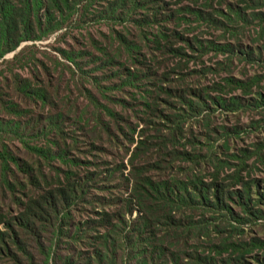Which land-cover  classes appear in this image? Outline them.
<instances>
[{
  "label": "rangeland",
  "instance_id": "1",
  "mask_svg": "<svg viewBox=\"0 0 264 264\" xmlns=\"http://www.w3.org/2000/svg\"><path fill=\"white\" fill-rule=\"evenodd\" d=\"M108 1L117 0H92L83 16L73 15L67 28L18 47L17 63L10 71L22 78L34 75L36 87L46 90L48 101L41 105L22 95L19 99L0 87L4 102L19 104L20 125L28 126L20 139L1 135L0 152L7 149L50 179L55 172L50 167L68 170L80 178L94 173L87 198L125 196V187L131 186V166L134 172H140L141 180L153 183L184 182L191 175H199L205 183L214 180L230 184L233 190L239 189V185H232L234 178L253 181L259 191L264 184V106L257 107L252 100L264 99V59L255 63L238 52L256 56L264 49V25L260 32L259 23L250 18L251 12L263 13V9H244L241 0H162L161 10L153 12L151 7L145 10L136 5L128 9L127 16H116L122 9L117 6L107 13ZM171 12L177 17L166 23L163 16ZM144 15H148V23H138ZM169 31L178 35L164 45L168 39L160 33L169 35ZM57 49L81 52L73 59L80 65L61 57ZM11 57L8 54L4 59L10 61ZM4 66L2 63L0 70L6 71L3 74L9 80V70L2 69ZM122 68L139 81L116 78ZM152 84H159L172 97L167 100L159 94L152 101ZM173 89L189 100V106L177 102L174 96L178 94L170 92ZM197 90H202L201 98L195 95ZM216 98L236 105L241 102L242 106L223 108L214 103ZM195 103L199 105L196 108ZM168 115L178 118L177 130L166 119ZM0 116L12 119L4 113ZM55 116L57 124L49 129L45 118ZM105 127L110 136L104 132ZM50 142H62L66 153L63 160H54L48 166L35 151ZM173 151L186 155H163ZM31 191L26 188L14 194L22 201L24 193ZM2 193L0 190V208L10 216L16 215V204L8 201L10 195ZM80 206L73 212L77 221L88 217L93 209L85 203ZM227 206L233 213L239 212L233 199ZM175 216L185 217L184 212ZM204 218L195 225L194 239L188 241L204 255L209 252L217 259L234 258L241 252L236 246L243 247V242H264V218L245 225L231 223L234 230L221 219ZM192 220L200 221V217ZM224 241L225 249H217L214 255L209 246L219 247ZM242 255V260L231 264H264V254L254 247Z\"/></svg>",
  "mask_w": 264,
  "mask_h": 264
},
{
  "label": "trees",
  "instance_id": "2",
  "mask_svg": "<svg viewBox=\"0 0 264 264\" xmlns=\"http://www.w3.org/2000/svg\"><path fill=\"white\" fill-rule=\"evenodd\" d=\"M91 1L0 0V68L3 63L7 66L2 69L9 70V80H6L3 74L6 71L0 70V87L10 90L13 97L20 99L22 95L25 98L36 99L41 105L46 104L48 94L44 88L36 87L34 75L22 78L20 74L10 71V67L15 66L20 54V50L17 49L23 43L38 41L67 28L73 15L80 13V16H83V10ZM139 1V3L137 0L108 1L107 13L113 12L117 6L122 9V14L116 16H127L128 9L136 5L145 7V10L151 7L153 12L163 7L159 5L162 0ZM241 1L244 9L262 8L264 11V0ZM127 3V7L122 8ZM101 15L102 12L97 17ZM151 16L154 19L153 15ZM163 17L166 23H172L177 16L171 12ZM237 17L235 15L236 19ZM250 18L259 23L261 32L264 12H251ZM148 19V15H144L138 23L146 24ZM169 32V35L160 33L164 39L167 36L168 41H165L164 45L170 44L169 39L173 40L174 36L178 35L174 31ZM159 43H156L157 46ZM162 48L166 49L165 46ZM168 50L178 52V49L171 50L169 47ZM56 51L73 65H80L73 59L81 55V52L61 49ZM260 51L261 53L256 56L248 51L238 53L255 63H261L264 59V49ZM8 54H12L10 61L4 59ZM78 72L85 74L79 68ZM120 72L115 74L116 78L118 75L124 76L126 82L139 81L125 68ZM134 75L140 77L145 74ZM228 83L233 85L231 82ZM152 86L154 87L152 101L158 98L159 94H163L164 98L169 100L170 94L164 93L159 84ZM170 92L178 94L174 96L178 99L177 102L181 101L189 106V100H185L186 98L179 94L180 91L173 89ZM195 93L199 98L202 97V90ZM1 95L2 92L0 114L9 115L12 119L4 120L0 116V137L11 134L20 139V134L26 131L28 126L26 123L20 125L19 104H14L12 100L4 102ZM259 99L260 101H252L256 102L257 107L264 106V99L262 97ZM214 103L223 108L242 106L241 102L236 105L220 98H216ZM152 104L155 105L153 102ZM195 105V108L199 106L197 103ZM115 116L116 114L112 113V118ZM166 119L174 125V130L178 129L177 117L168 115ZM45 120L49 129L57 124L56 116L47 117ZM171 129L170 137H173L175 131ZM104 132L111 135L106 127ZM61 145L62 142L60 144L50 142L38 147L35 152L50 166L49 162L64 159L66 151ZM184 154L173 151L163 155L176 158ZM50 168L55 170L54 178L51 179L50 175H44L39 169L35 171L33 165L18 159L7 149L3 148L0 152V190L3 191L2 195H10L8 201L14 202L18 209L16 215L10 216L7 211L0 208V264H231L242 260V254L249 248L254 247L264 254V242L254 239L249 243L243 242V247L236 246L241 252L236 253L234 258L228 256L225 259L210 256L209 252L208 255H204L203 250L188 245V241L196 236V223L205 221V215L209 216L208 219L223 220V224L232 230L235 228L231 223L245 225L263 219L264 184H261L258 191L253 181L241 182L234 178L232 185H239V189L233 190L230 184L216 183L214 180L205 183L199 175H191L184 182L153 183L150 179L141 180L140 172H134L135 169L131 166V186L129 189L125 187V196L114 198L90 194L91 197L87 198L89 184L95 180L94 173H86L80 178L68 170ZM141 169L143 168L138 170ZM125 186H128L126 179ZM26 188H31L32 191L24 193L23 200L20 201L14 193H21ZM232 199L236 202L238 213H233L227 206ZM81 203L93 206V209L88 217L77 221L73 218V212L81 209ZM181 212H184L185 217L175 216ZM196 215L200 217V221L193 222L192 218ZM225 241L219 247L209 246L214 255L217 254V249H225Z\"/></svg>",
  "mask_w": 264,
  "mask_h": 264
}]
</instances>
